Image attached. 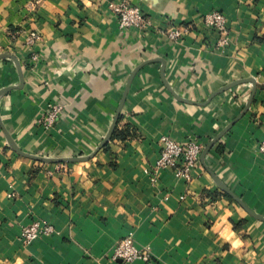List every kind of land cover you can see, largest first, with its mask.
Returning <instances> with one entry per match:
<instances>
[{"label":"crops","instance_id":"1","mask_svg":"<svg viewBox=\"0 0 264 264\" xmlns=\"http://www.w3.org/2000/svg\"><path fill=\"white\" fill-rule=\"evenodd\" d=\"M110 1L0 0V54L19 65L0 58V264H264V221L212 177L264 217V0H126L140 28H120ZM214 9L226 35L204 22ZM30 31L41 37L32 46ZM134 69L124 137L85 161L10 147L5 132L27 154L89 155ZM163 135L203 145L190 180L155 167ZM43 220L54 232L23 244L21 229ZM129 232L149 261L109 259Z\"/></svg>","mask_w":264,"mask_h":264},{"label":"built area","instance_id":"2","mask_svg":"<svg viewBox=\"0 0 264 264\" xmlns=\"http://www.w3.org/2000/svg\"><path fill=\"white\" fill-rule=\"evenodd\" d=\"M108 7L118 18V25L120 28H140L146 22L140 8L126 0L110 1ZM204 22L217 29L222 35H226V15L222 11L214 9L207 13L204 16ZM178 35L179 32L177 30L168 33L170 39H175ZM40 38L37 31H30L26 38V43L32 46L39 41ZM224 40L225 39L222 38L220 42ZM31 58L35 61L38 55L33 54ZM50 108L51 110L43 120L45 128H49L52 125L53 120L60 110V107L56 104L50 105ZM159 140L161 148L155 167L170 169L176 177L190 180L192 171L199 163V156L203 145L196 139L182 141L173 139L167 135L161 136ZM257 151L264 157V136L257 142ZM53 232L54 227L51 223L45 220L33 221L31 224L21 229L19 239L23 244H29L36 238L51 235ZM109 259L112 261L121 260L123 262H131L140 259L147 262L150 260L149 247H137L132 233L129 232L121 237L113 246Z\"/></svg>","mask_w":264,"mask_h":264},{"label":"water","instance_id":"3","mask_svg":"<svg viewBox=\"0 0 264 264\" xmlns=\"http://www.w3.org/2000/svg\"><path fill=\"white\" fill-rule=\"evenodd\" d=\"M4 57H9L11 59L14 60V62L16 63V66L17 68L19 69V65H18V62L16 61V59L9 55V54H6V53H1L0 54V58H4ZM163 68H164V62H163ZM138 69H134V71L132 72V74L130 75L129 77V80L126 84V87L124 89V92L122 94V97L120 99V102H119V105H118V108H117V111L114 115V119L108 129V131L106 132L105 136L102 138V140L100 141V143L95 147V149L92 151V153H90L89 155H85V156H73V157H58V158H54V157H41V156H36V155H31V154H27V153H24L22 152L20 149H18L15 145V143L13 142L12 138L5 132V136H6V139L10 145V147L18 154L20 155H23V156H26V157H29V158H32V159H35V160H39V161H43V162H61V161H85L87 159H89L90 157H92L95 152L100 149L101 147H103L111 138V135H112V132L114 130V127L116 125V121H117V118L119 116V112H120V109H121V106L123 105L124 101H125V98H126V94L128 92V89H129V85H130V82H131V79L132 77L134 76L135 72L137 71ZM163 72V70H162ZM239 81H236L234 83H230L224 87H222L221 89H219V91L217 92H220L224 89H227L235 84H237ZM166 83V82H165ZM7 89H1L0 90V95L5 92ZM179 100L181 101H184L183 99H180L178 98ZM250 102H251V98L248 100V102L246 103V106H245V110L248 108V106L250 105ZM242 115V114H241ZM238 118V117H237ZM236 118V119H237ZM234 119L233 121H231L224 129H222L211 141L210 143L203 149L202 153H201V158L204 157V155L207 153V151L212 147V145L231 127V125L233 124V122L236 120ZM215 183L217 184V186L225 193H227L228 195H230L249 215H251L252 217L258 219V220H261V221H264V217L262 216H259L257 215L256 213H254L251 209H249L242 201L241 199L236 196L226 185H224V183L218 179L214 174L212 175Z\"/></svg>","mask_w":264,"mask_h":264},{"label":"trees","instance_id":"4","mask_svg":"<svg viewBox=\"0 0 264 264\" xmlns=\"http://www.w3.org/2000/svg\"><path fill=\"white\" fill-rule=\"evenodd\" d=\"M121 121H122V117L119 115L118 118H117L114 130L112 132V138L124 137L126 135V133H124L122 130L118 129V127H117V125H119L121 123Z\"/></svg>","mask_w":264,"mask_h":264}]
</instances>
